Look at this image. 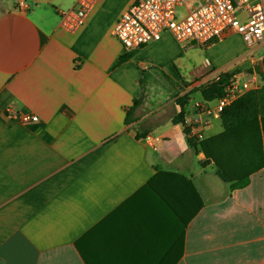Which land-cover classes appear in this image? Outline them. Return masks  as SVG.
Masks as SVG:
<instances>
[{"label":"crops","instance_id":"obj_1","mask_svg":"<svg viewBox=\"0 0 264 264\" xmlns=\"http://www.w3.org/2000/svg\"><path fill=\"white\" fill-rule=\"evenodd\" d=\"M75 2L0 0V264H264V166L242 189L218 177L200 142L223 132L219 98L197 87L204 60L225 73L257 49L230 32L126 50L113 29L135 0H98L68 33ZM231 40L230 69L214 49ZM247 81L264 119V80Z\"/></svg>","mask_w":264,"mask_h":264},{"label":"built area","instance_id":"obj_2","mask_svg":"<svg viewBox=\"0 0 264 264\" xmlns=\"http://www.w3.org/2000/svg\"><path fill=\"white\" fill-rule=\"evenodd\" d=\"M98 0H76L74 6L60 13V25L68 33H74L84 23L86 16ZM186 0H135L115 25L113 34L126 50H135L159 41L163 34H170L183 45H206L227 33L241 36L248 51L258 49L264 41V0H194L193 7L185 15L179 9ZM201 78L218 80L223 74L203 61ZM250 83V81H249ZM235 77L231 79L224 95L217 99L214 113H220L242 95L243 88ZM21 122H35L37 117L22 115ZM199 139L206 123L192 122Z\"/></svg>","mask_w":264,"mask_h":264},{"label":"trees","instance_id":"obj_3","mask_svg":"<svg viewBox=\"0 0 264 264\" xmlns=\"http://www.w3.org/2000/svg\"><path fill=\"white\" fill-rule=\"evenodd\" d=\"M130 55L131 53L121 56L118 65L125 62ZM259 76L264 80V74L259 73ZM233 78L231 73L221 74L210 87L202 88L204 99L209 101L221 98ZM182 101L179 100V103L182 104ZM138 104L139 101H134L127 113L128 117ZM220 119L223 132L217 137L201 141L200 147L207 161L214 163L218 177L231 184L230 190L245 188L250 182V176L264 166V119L259 118L256 91L249 90L240 95L220 113ZM174 122H177V118ZM127 123L129 124V120ZM193 197L190 206L194 204L196 210L198 195ZM194 213L189 210L186 213V221L192 218Z\"/></svg>","mask_w":264,"mask_h":264},{"label":"rangeland","instance_id":"obj_4","mask_svg":"<svg viewBox=\"0 0 264 264\" xmlns=\"http://www.w3.org/2000/svg\"><path fill=\"white\" fill-rule=\"evenodd\" d=\"M111 3L115 4L116 0H111ZM101 5H102L101 8H103L104 10L108 9L107 4H105V6L104 4ZM182 11L183 9L181 10V12L179 9L178 11L179 14H181ZM201 49L204 50L205 48H201ZM237 49H238V43L236 42V40H231L227 45V47H217L214 49V52L217 55V57H219V59L223 62V64L227 65V68L231 69L239 62L235 58L236 56L235 52ZM256 51L254 54L250 56V60L253 62L249 60L250 62L248 64L243 65L239 68L228 70L225 73L233 74V76L237 78L239 85H242L247 79H249L250 75H254L255 77H258L259 73L264 74L261 71V66H260L261 59L264 56L263 43ZM249 69L251 70V72H249ZM201 79H202L201 82L197 86L200 89L210 87L213 82H216V80L212 79V77L201 78Z\"/></svg>","mask_w":264,"mask_h":264},{"label":"water","instance_id":"obj_5","mask_svg":"<svg viewBox=\"0 0 264 264\" xmlns=\"http://www.w3.org/2000/svg\"><path fill=\"white\" fill-rule=\"evenodd\" d=\"M260 66H261V71L264 73V56L261 59Z\"/></svg>","mask_w":264,"mask_h":264}]
</instances>
